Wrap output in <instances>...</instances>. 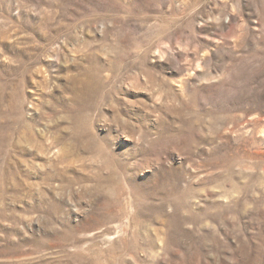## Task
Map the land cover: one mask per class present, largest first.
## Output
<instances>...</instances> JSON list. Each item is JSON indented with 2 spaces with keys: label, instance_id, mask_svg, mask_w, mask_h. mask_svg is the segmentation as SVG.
Instances as JSON below:
<instances>
[{
  "label": "rangeland",
  "instance_id": "rangeland-1",
  "mask_svg": "<svg viewBox=\"0 0 264 264\" xmlns=\"http://www.w3.org/2000/svg\"><path fill=\"white\" fill-rule=\"evenodd\" d=\"M0 264H264V0H0Z\"/></svg>",
  "mask_w": 264,
  "mask_h": 264
}]
</instances>
